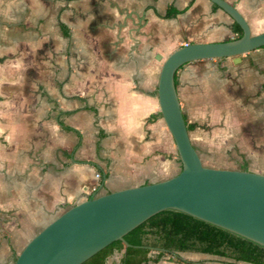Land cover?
<instances>
[{
  "label": "crops",
  "instance_id": "1",
  "mask_svg": "<svg viewBox=\"0 0 264 264\" xmlns=\"http://www.w3.org/2000/svg\"><path fill=\"white\" fill-rule=\"evenodd\" d=\"M224 1L264 32V0ZM233 24L209 0H0V264L70 207L179 173L162 66L186 44L235 39ZM241 58L188 63L175 82L198 153L234 150L236 170L264 174V47ZM175 256L143 264H251Z\"/></svg>",
  "mask_w": 264,
  "mask_h": 264
},
{
  "label": "water",
  "instance_id": "2",
  "mask_svg": "<svg viewBox=\"0 0 264 264\" xmlns=\"http://www.w3.org/2000/svg\"><path fill=\"white\" fill-rule=\"evenodd\" d=\"M236 22L243 36L225 42L186 44L165 61L157 95L182 169L167 180L111 192L78 203L34 236L14 264H83L166 210H176L264 247V174L203 164L191 142L175 82L186 64L233 58L264 47L240 12L224 0H209ZM170 252L169 250H163ZM177 255V253H173Z\"/></svg>",
  "mask_w": 264,
  "mask_h": 264
},
{
  "label": "trees",
  "instance_id": "3",
  "mask_svg": "<svg viewBox=\"0 0 264 264\" xmlns=\"http://www.w3.org/2000/svg\"><path fill=\"white\" fill-rule=\"evenodd\" d=\"M215 7L218 8L216 5ZM178 13L180 11L170 7L163 17L172 18ZM233 30L236 33L235 39L243 36V30L236 22L233 24ZM187 127L189 131L191 126L187 124ZM99 173L101 181L108 177L105 171ZM93 197L95 196L90 199ZM124 239L130 247H126L123 241H116L83 264H106L115 252H124L122 264L157 262L166 255L181 263L183 260L172 254L186 252L264 264L263 246L176 210L156 214L127 234ZM165 249L170 252L163 251ZM154 251L158 253L153 255Z\"/></svg>",
  "mask_w": 264,
  "mask_h": 264
},
{
  "label": "rangeland",
  "instance_id": "4",
  "mask_svg": "<svg viewBox=\"0 0 264 264\" xmlns=\"http://www.w3.org/2000/svg\"><path fill=\"white\" fill-rule=\"evenodd\" d=\"M198 143V141H196ZM172 149L176 150L175 143L172 138ZM202 154L200 157L202 162L207 167L219 168V169H239L241 166V156L239 152L234 150L230 153H226L224 148H221L218 153H209V147L202 145L199 147ZM177 157V172L181 171V163L179 161L178 152L174 155ZM99 196V195H98Z\"/></svg>",
  "mask_w": 264,
  "mask_h": 264
},
{
  "label": "built area",
  "instance_id": "5",
  "mask_svg": "<svg viewBox=\"0 0 264 264\" xmlns=\"http://www.w3.org/2000/svg\"><path fill=\"white\" fill-rule=\"evenodd\" d=\"M96 177H97L98 179H101V175H100V173H97V174H96Z\"/></svg>",
  "mask_w": 264,
  "mask_h": 264
}]
</instances>
